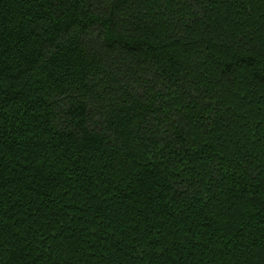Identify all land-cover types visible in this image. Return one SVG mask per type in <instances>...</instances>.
Here are the masks:
<instances>
[{
	"label": "trees",
	"instance_id": "trees-1",
	"mask_svg": "<svg viewBox=\"0 0 264 264\" xmlns=\"http://www.w3.org/2000/svg\"><path fill=\"white\" fill-rule=\"evenodd\" d=\"M0 264H264V0H0Z\"/></svg>",
	"mask_w": 264,
	"mask_h": 264
}]
</instances>
